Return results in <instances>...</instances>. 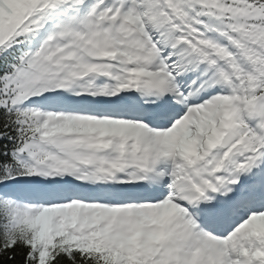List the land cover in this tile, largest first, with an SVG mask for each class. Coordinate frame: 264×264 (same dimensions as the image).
I'll return each instance as SVG.
<instances>
[{
  "label": "snow or ice",
  "instance_id": "snow-or-ice-1",
  "mask_svg": "<svg viewBox=\"0 0 264 264\" xmlns=\"http://www.w3.org/2000/svg\"><path fill=\"white\" fill-rule=\"evenodd\" d=\"M0 264H264V0H0Z\"/></svg>",
  "mask_w": 264,
  "mask_h": 264
}]
</instances>
